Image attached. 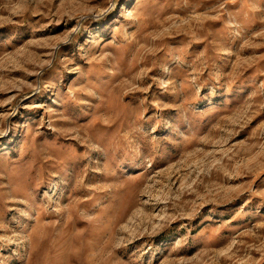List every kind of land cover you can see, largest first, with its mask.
<instances>
[{
	"label": "rangeland",
	"instance_id": "rangeland-1",
	"mask_svg": "<svg viewBox=\"0 0 264 264\" xmlns=\"http://www.w3.org/2000/svg\"><path fill=\"white\" fill-rule=\"evenodd\" d=\"M0 264H264V0H0Z\"/></svg>",
	"mask_w": 264,
	"mask_h": 264
}]
</instances>
